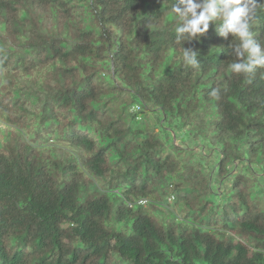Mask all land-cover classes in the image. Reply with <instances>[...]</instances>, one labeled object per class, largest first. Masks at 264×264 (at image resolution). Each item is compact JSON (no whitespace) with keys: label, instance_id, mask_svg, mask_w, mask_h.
<instances>
[{"label":"trees","instance_id":"1","mask_svg":"<svg viewBox=\"0 0 264 264\" xmlns=\"http://www.w3.org/2000/svg\"><path fill=\"white\" fill-rule=\"evenodd\" d=\"M175 2L0 0V264H264V67Z\"/></svg>","mask_w":264,"mask_h":264},{"label":"clouds","instance_id":"2","mask_svg":"<svg viewBox=\"0 0 264 264\" xmlns=\"http://www.w3.org/2000/svg\"><path fill=\"white\" fill-rule=\"evenodd\" d=\"M257 0H176L172 12L178 18L175 28L176 42L199 40L209 29V23L222 21L218 35L228 38L229 34L239 40L233 52L239 62L229 65L232 72L251 74L257 67H264V48L256 43L250 32L249 20L254 13ZM197 51L184 48L185 66L198 67ZM219 87L213 88L210 96L219 98Z\"/></svg>","mask_w":264,"mask_h":264},{"label":"built area","instance_id":"3","mask_svg":"<svg viewBox=\"0 0 264 264\" xmlns=\"http://www.w3.org/2000/svg\"><path fill=\"white\" fill-rule=\"evenodd\" d=\"M2 128H4V126H2ZM145 203V202H144Z\"/></svg>","mask_w":264,"mask_h":264}]
</instances>
